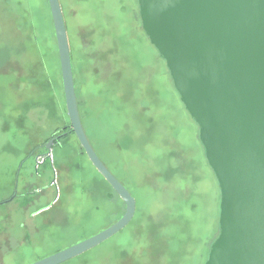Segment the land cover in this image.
<instances>
[{"label":"rangeland","instance_id":"374dc122","mask_svg":"<svg viewBox=\"0 0 264 264\" xmlns=\"http://www.w3.org/2000/svg\"><path fill=\"white\" fill-rule=\"evenodd\" d=\"M59 1L83 127L136 199L124 229L61 264H206L218 180L139 0ZM65 98L49 1L0 0V264H30L125 214Z\"/></svg>","mask_w":264,"mask_h":264},{"label":"water","instance_id":"95a60500","mask_svg":"<svg viewBox=\"0 0 264 264\" xmlns=\"http://www.w3.org/2000/svg\"><path fill=\"white\" fill-rule=\"evenodd\" d=\"M48 1L70 124L126 211L101 231L30 264H61L79 256L124 229L136 214L135 197L87 137L61 4ZM139 7L144 30L199 125L205 158L218 180L219 232L205 263L264 264V0H139ZM55 138L46 143L47 157Z\"/></svg>","mask_w":264,"mask_h":264},{"label":"trees","instance_id":"16d2710c","mask_svg":"<svg viewBox=\"0 0 264 264\" xmlns=\"http://www.w3.org/2000/svg\"><path fill=\"white\" fill-rule=\"evenodd\" d=\"M58 137H59V135L58 136H56V139H58ZM217 237V236H216ZM214 240V239H213ZM209 250H210V248H209ZM209 254V253H208Z\"/></svg>","mask_w":264,"mask_h":264},{"label":"flooded vegetation","instance_id":"af4514ba","mask_svg":"<svg viewBox=\"0 0 264 264\" xmlns=\"http://www.w3.org/2000/svg\"><path fill=\"white\" fill-rule=\"evenodd\" d=\"M56 139V138H55Z\"/></svg>","mask_w":264,"mask_h":264}]
</instances>
